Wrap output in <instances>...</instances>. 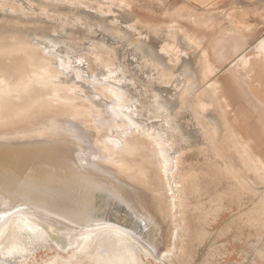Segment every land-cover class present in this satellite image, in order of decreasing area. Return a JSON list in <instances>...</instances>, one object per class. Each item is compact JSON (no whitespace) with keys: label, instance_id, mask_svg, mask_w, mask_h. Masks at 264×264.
<instances>
[{"label":"bare ground","instance_id":"1","mask_svg":"<svg viewBox=\"0 0 264 264\" xmlns=\"http://www.w3.org/2000/svg\"><path fill=\"white\" fill-rule=\"evenodd\" d=\"M19 1L26 0L1 5L24 10ZM52 1L77 6L63 11L59 3H42L40 10L56 24L28 28L31 19L21 16L0 20V105L29 100L42 117L72 119L86 129L108 170L137 187L149 235L145 244L118 228L61 233L30 215H15L0 226V264H27L29 242L40 244L41 236L59 253L89 240L75 259L48 264H138L151 251L165 260L178 252L188 263L198 246L189 235L197 238L203 221L212 222L221 210L237 207L244 217L264 220V35L257 37L264 12L203 5L194 18V2L187 0L160 20H141L151 24L144 33L133 28L138 17L136 26H114L81 9L94 0ZM103 1L119 9L133 3ZM252 12L259 17L251 19ZM191 20L185 48L183 34L149 38L160 35L153 27L165 32L171 22L186 26ZM65 24L81 26L63 40L50 34ZM97 29L116 44L96 41ZM142 72L151 80L139 79ZM140 106L147 119L132 114Z\"/></svg>","mask_w":264,"mask_h":264},{"label":"water","instance_id":"2","mask_svg":"<svg viewBox=\"0 0 264 264\" xmlns=\"http://www.w3.org/2000/svg\"><path fill=\"white\" fill-rule=\"evenodd\" d=\"M6 2L9 0H0V20L21 16L33 22L28 28L34 26V22L56 24L44 16L40 10L42 3H59L60 10L69 9L65 6L68 2L33 0L30 11L26 0L18 2L24 10L13 11L10 5H1ZM54 8L49 11L53 12ZM80 26L65 24L50 34L63 40ZM94 38L116 44L114 37L98 29ZM137 76L145 81L152 78L143 72ZM33 106L29 100L9 107L0 105V226L8 217L24 214L54 225L61 233L118 228L147 244L149 223L136 198L134 183L108 170L111 167L97 157L92 149L95 147L86 138V129L72 119L44 118ZM147 121L149 124L157 122L156 119ZM53 251L56 252L50 247L37 249L34 256L39 258ZM170 256V260H162L151 251L144 260L148 264L151 260L170 264L171 259L177 257Z\"/></svg>","mask_w":264,"mask_h":264},{"label":"rangeland","instance_id":"3","mask_svg":"<svg viewBox=\"0 0 264 264\" xmlns=\"http://www.w3.org/2000/svg\"><path fill=\"white\" fill-rule=\"evenodd\" d=\"M185 1L187 0H132L133 3L130 7L131 9H129L126 6H124L123 9H119L117 8L118 6L106 4L104 3L105 1L103 0L100 1L94 0L90 3L91 6L86 7L85 5L80 7L85 9L87 12H90L91 14L97 15L98 17L102 18L106 23H109V25H114L116 23H119L124 27L128 26L130 28L132 25H135L134 20H136L135 18L138 17L137 19L141 24L142 28L139 27V23L136 24L137 27H133V28L136 29L138 28L140 29V31L142 32L145 31L144 33H147V29L150 27L151 24L148 22H141V20L145 21L144 19H147V16L156 17L158 20H160L165 17V14L168 12V10H172L176 5L183 3ZM192 1L194 2V9H192V17L194 16V18L196 14L199 13L198 9H201L203 5H211V6H217L224 9H228L234 4L246 6L249 4L259 5L260 3L264 2V0H192ZM65 6L66 8L75 7V5H71L69 3H65ZM109 9L111 11H109ZM98 10H100V12ZM258 12L261 15H263L264 11L258 9ZM251 18L253 19L254 17ZM192 20L188 23L189 25L186 26H182L179 23L171 22V24L169 25L167 30H165V32L164 29L160 27L161 25L159 26L160 28L153 27V29L155 30L154 32H157L160 35L156 36L155 34H152L148 36L151 39H155V37L159 38L162 34L164 37H166L165 35H168V33H166L167 31L169 33H172L173 35H176L174 36L176 38H179L177 36L183 34L181 40L183 41V46L185 48L190 45L189 35H190V29L193 28ZM257 20L258 22L261 23L260 24L261 27L257 31V37H261L262 35H264V22L262 20L261 22L259 18H257ZM128 27H126V30L132 33L133 32L131 30L132 28L129 29ZM152 44L154 45V48L157 46V43H155V41H153ZM203 46L204 45L202 44V47ZM148 51L150 53V51L152 50H148ZM156 52H158L157 49H154V53ZM163 87H165V85ZM141 107L142 106L138 107L137 110H133L132 114L141 118L145 116L144 108ZM243 213L244 211L241 208L230 207L224 209V211L221 210L212 222L203 221L200 227V232H201L200 235L197 238L195 233L189 235V236H193L198 242L197 243L198 246L196 248L195 253H190L189 255L191 258L190 261L188 263L182 262L179 257V253L177 252L175 254L177 257L171 259L170 264H264V255L261 253L262 250H264V241H263L264 220L254 216L244 217ZM119 236H121L120 238L122 239L126 238V236L123 234ZM40 239H41L40 244H36L33 241L29 242L30 252H29V258L27 260V264L30 263L34 264L35 262H36L35 264L38 263L48 264L58 260L60 261L73 260L79 255V253L82 251V248L83 247L85 248L87 246L86 245L87 242H89L87 238H81L79 239V243H77L75 246H72L73 248L72 247L70 248L69 250L70 252L59 253L57 248H55V245H53L54 243H52V240L50 242L49 237L41 236ZM84 239L86 240V242L84 241ZM47 247L54 248L56 252L53 251V253L51 254L46 252L45 255H41L39 258L34 256L33 252H35L37 249H42ZM144 256L145 255L141 257L140 263L138 264H148L144 260L147 257ZM170 257L171 256L168 255L166 260H170ZM0 263H5V260L0 259ZM150 264H168V263H163V262L157 263L154 260H151Z\"/></svg>","mask_w":264,"mask_h":264},{"label":"crops","instance_id":"4","mask_svg":"<svg viewBox=\"0 0 264 264\" xmlns=\"http://www.w3.org/2000/svg\"><path fill=\"white\" fill-rule=\"evenodd\" d=\"M244 6H245V5H244ZM246 6H249V7L252 8L253 10L256 9V8L262 10L261 8L264 7V2H263V3H260L259 5L249 4V5H246ZM251 17L256 18V17H259V15L255 14L254 12H252V13H251ZM254 18H253V20H254ZM251 19H252V18H251Z\"/></svg>","mask_w":264,"mask_h":264}]
</instances>
